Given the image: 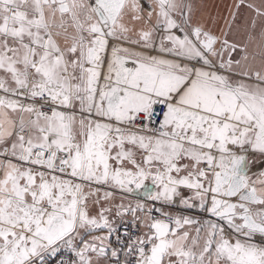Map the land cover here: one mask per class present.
Instances as JSON below:
<instances>
[{
	"label": "snow or ice",
	"instance_id": "snow-or-ice-1",
	"mask_svg": "<svg viewBox=\"0 0 264 264\" xmlns=\"http://www.w3.org/2000/svg\"><path fill=\"white\" fill-rule=\"evenodd\" d=\"M192 11L0 0V264H264V178L244 154L264 153V47L259 68L243 45L218 52ZM129 12L155 24L134 38ZM116 191L114 215L146 229L117 236L122 248L110 245ZM135 194L162 206L123 203ZM177 201L207 216L173 215Z\"/></svg>",
	"mask_w": 264,
	"mask_h": 264
},
{
	"label": "crops",
	"instance_id": "crops-1",
	"mask_svg": "<svg viewBox=\"0 0 264 264\" xmlns=\"http://www.w3.org/2000/svg\"><path fill=\"white\" fill-rule=\"evenodd\" d=\"M188 4H192V23L193 25H201L203 26L205 31H209L212 35L218 38L216 45L214 46L217 51L221 50V42L224 39L231 44L243 45L249 54V58L255 56L254 67L259 68L260 66V50L264 47V39H262V32H264V17H257L255 8H264V0H245V3L240 4L239 9L236 8V4L239 0H184ZM251 4L254 7L250 8L247 5ZM190 5V4H189ZM235 14V19L233 20V15ZM187 15V12H185ZM132 14L129 12L125 15L123 23L130 27L133 31L130 33L134 38H136V33L140 29L147 30L149 27L155 24V15H153L152 21L148 24H145L143 20L133 21ZM179 19V17H174ZM199 19V20H197ZM204 19V20H203ZM210 19L209 21H206ZM211 19L216 20L219 25L224 23V27L219 26L216 30L213 28V23H211ZM223 19V20H222ZM238 19H241V24H239ZM197 20V21H196ZM221 20V21H220ZM255 20V28H253L252 21ZM139 50V49H137ZM154 54V53H153ZM244 55L238 47L234 52H231V58L233 60L240 59ZM224 59L229 58V52L225 51L223 53ZM248 151V150H247ZM251 158L253 159V163L250 167L249 177L251 180L262 179L264 178V153L251 151ZM139 155V154H138ZM186 162V161H185ZM183 191L190 192L187 189H182ZM137 196H141L140 194H135L134 197L130 200H126V205L131 202L133 206L137 203ZM188 195H186L187 197ZM121 203L120 200L115 201L113 205V214L111 219L115 222L114 226L118 228L120 225L124 223H131L132 217L126 216L123 220L120 217H116L114 215L115 205ZM98 206L92 207V213L95 214V208ZM187 211H183L182 214L193 216L197 219L204 218L207 216L206 213L192 211L191 209H185ZM214 219V218H212ZM140 235L143 234L146 229L142 226L139 227ZM107 230H99L94 232L93 235H106ZM86 239H92L91 236H86ZM112 248H118L115 243H110ZM129 259H134L133 257H129ZM124 256L121 261L123 262Z\"/></svg>",
	"mask_w": 264,
	"mask_h": 264
},
{
	"label": "built area",
	"instance_id": "built-area-1",
	"mask_svg": "<svg viewBox=\"0 0 264 264\" xmlns=\"http://www.w3.org/2000/svg\"><path fill=\"white\" fill-rule=\"evenodd\" d=\"M141 4L146 6L148 4V2L146 0H141ZM173 33L176 34V35H182L178 30H175V29L173 30ZM163 34L164 33H163V30L162 29H158L156 31L155 37H156L157 44L159 42V37L161 35H163ZM110 46H111V43H110ZM125 46L127 47L128 45H125ZM154 54H156V53H154ZM106 64H107V60L105 61V67L101 69V73H102L101 81L103 80V73L106 72ZM7 95H9V94H5L3 91H0V96H7ZM13 98H15V97H13ZM24 102L25 103H30L31 101H24ZM39 103L40 102L37 101V105L38 106H39ZM246 152L251 153V150H248ZM136 159L139 161L140 155H137ZM181 191H182V193H183L184 196H186L189 193L187 191H183L182 189H181ZM115 196L116 197H120V194H119L118 191H116ZM130 197L133 198L134 196H130ZM140 199L143 200V203L146 204V205L155 204V207H161L162 206L160 203L151 201L150 199H148L146 197H144L143 199L142 198H140ZM171 210L174 211L173 215H177L178 213H182L183 211H185L184 208H182V207L179 206V202L178 201H177V204L176 205H174V206L171 207ZM191 210L192 211H197L196 209H191ZM153 214L156 215V216L159 215L158 213H153ZM141 216H143V213H141ZM139 227H140V224L137 221L136 222V227H133L131 223H124V224L120 225L118 228H116L117 229V232L112 235V238H113L114 243L117 245V247L118 248H122L123 247V244H118V242H117V236H119L120 239L123 241V243L126 244L128 242V239L124 235L125 231H127L128 236L135 237V236L140 235ZM63 256H64L65 259H74V257L70 256V254H68V253H64ZM122 257H123V255L121 254L120 259H122Z\"/></svg>",
	"mask_w": 264,
	"mask_h": 264
},
{
	"label": "rangeland",
	"instance_id": "rangeland-1",
	"mask_svg": "<svg viewBox=\"0 0 264 264\" xmlns=\"http://www.w3.org/2000/svg\"><path fill=\"white\" fill-rule=\"evenodd\" d=\"M148 3H150V0H146ZM184 3L186 4V5H191L192 6V4L193 3H187L186 1H184ZM197 20H199V19H197ZM196 20V21H197ZM204 20V19H203ZM210 19H207L206 21H209ZM223 20V19H222ZM213 21H214V24H213V28L215 29V27H216V30H217V28L219 27V26H222V27H224V23L222 22V25H219L218 23H217V21L218 20H216V23H215V20L214 19H211V23H213ZM221 21V20H220ZM238 22H239V24H241V19H238ZM191 193L189 192L187 195L189 196ZM138 197V200L136 201V202H140V203H143V200H141L140 198H144V196H137ZM130 199H132L131 197H128L127 199H125L123 202H125L126 200H130ZM117 200H120L121 201V199H120V197H116V196H114V200L112 201V205H114V203H115V201H117ZM127 202V201H126ZM185 209V208H184ZM166 210H169V211H171L172 212V214L174 213V211H172L171 210V208L170 209H166ZM185 211H187V210H185ZM178 214H182V213H178ZM141 215V214H140Z\"/></svg>",
	"mask_w": 264,
	"mask_h": 264
},
{
	"label": "water",
	"instance_id": "water-1",
	"mask_svg": "<svg viewBox=\"0 0 264 264\" xmlns=\"http://www.w3.org/2000/svg\"><path fill=\"white\" fill-rule=\"evenodd\" d=\"M193 39H194V38H193ZM251 153H252V152H251ZM244 154L246 155V162H245V164H246V170H247V174L249 175L250 167H251V165H252V163H253V159L251 158L250 153L245 152ZM256 180H258V179H256ZM233 202H235V198H233ZM110 243H114L112 237H111Z\"/></svg>",
	"mask_w": 264,
	"mask_h": 264
}]
</instances>
